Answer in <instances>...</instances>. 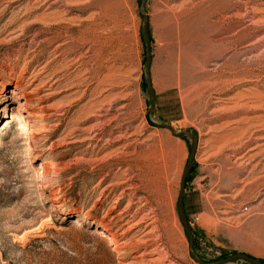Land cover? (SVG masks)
Wrapping results in <instances>:
<instances>
[{
    "label": "rangeland",
    "instance_id": "1",
    "mask_svg": "<svg viewBox=\"0 0 264 264\" xmlns=\"http://www.w3.org/2000/svg\"><path fill=\"white\" fill-rule=\"evenodd\" d=\"M190 163L195 252L264 264V0H0V264H200Z\"/></svg>",
    "mask_w": 264,
    "mask_h": 264
},
{
    "label": "water",
    "instance_id": "2",
    "mask_svg": "<svg viewBox=\"0 0 264 264\" xmlns=\"http://www.w3.org/2000/svg\"><path fill=\"white\" fill-rule=\"evenodd\" d=\"M145 1L146 0H141V8H143V6L145 4ZM142 35H143L145 48H146V52H147V60H146L145 66H144V79L146 81V84H147V87H148V90H149V94H150V97H151V104H152L151 111H153V109L155 108V92H154L153 85H152V82H151V79H150V75H149V66H150V62H151V55H150V48H149L150 40H149V35H148L147 17L145 15L143 16V22H142ZM151 121L153 123H155L156 125L160 126V127L169 129L174 136L181 137L183 135H188L189 134L186 131L175 132V129L173 128L172 125L164 123V122H161V121H157V120H155L153 118H151ZM194 137L196 138L195 135H194ZM194 150L192 152V157H193V154H194ZM190 166H191V163L188 165V167H187V169H186V171L184 173L183 179H182V190H181V193H180L178 205H179V214H180L181 220H182V222H183V224H184V226H185V228L187 230V233L190 236L191 251H192L193 255L195 256V258L200 262V264H223V263H227V262H230V261H233V260H244V261L250 262L251 264H262L259 259L252 258L249 255L244 254V253L233 255L229 259H225V260H222V261L205 263V262L202 261L201 257L195 252V250L193 248L192 230H191L189 224L187 223V221L185 219L184 211H183V201H184V195H185V183H186L187 173H188V171L190 169Z\"/></svg>",
    "mask_w": 264,
    "mask_h": 264
},
{
    "label": "bare ground",
    "instance_id": "3",
    "mask_svg": "<svg viewBox=\"0 0 264 264\" xmlns=\"http://www.w3.org/2000/svg\"><path fill=\"white\" fill-rule=\"evenodd\" d=\"M88 30V29H87ZM90 30V29H89ZM83 31H85V29L83 30ZM89 32V31H88ZM87 32V33H88ZM92 34H94V33H92ZM90 35V36H89ZM87 36H89V37H87ZM74 39V38H73ZM92 39H94L95 40V35H91V34H86V31L85 32H83V35H82V37H81V39L79 40V42H85V41H91ZM92 42V41H91ZM73 43H74V41H73ZM76 43H77V41H76ZM75 44V43H74ZM73 44V45H74ZM72 45V46H73ZM78 45H80V44H78ZM77 46V45H76ZM69 53V52H68ZM67 53V54H68Z\"/></svg>",
    "mask_w": 264,
    "mask_h": 264
}]
</instances>
